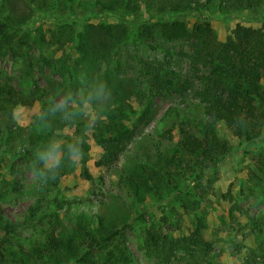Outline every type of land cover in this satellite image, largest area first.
Listing matches in <instances>:
<instances>
[{"label":"rangeland","instance_id":"obj_1","mask_svg":"<svg viewBox=\"0 0 264 264\" xmlns=\"http://www.w3.org/2000/svg\"><path fill=\"white\" fill-rule=\"evenodd\" d=\"M226 1L0 0V264H264V54L238 50L264 41V0ZM204 23L253 94L190 154L201 102L144 116L137 91L147 31L185 50Z\"/></svg>","mask_w":264,"mask_h":264},{"label":"trees","instance_id":"obj_2","mask_svg":"<svg viewBox=\"0 0 264 264\" xmlns=\"http://www.w3.org/2000/svg\"><path fill=\"white\" fill-rule=\"evenodd\" d=\"M220 1L225 2L226 0ZM226 2L232 1L227 0ZM8 28V23L0 22V35H5ZM162 28L170 29L169 22H163ZM186 33L188 34L186 49L177 50L173 48L175 46L164 47V45L174 39L173 36L166 37V33L160 34L155 29L147 31L149 36L146 37L147 46L149 51H153L152 53L154 54H148L145 57L146 62L141 74L146 77V91L145 89L137 91L141 108L137 109L136 112L144 116L148 115L150 113L149 102L156 97H169L174 104L177 101H184L188 109L196 108V100L200 101L202 115L199 119H196V127L202 136H197L181 128L182 138L178 145V148L183 153L196 154L208 148L217 139L215 138L214 123L218 114L227 111L223 101L224 97L227 95H251L253 91L250 88H243L242 83H231L229 81L230 70L235 66L233 63L234 57L218 40L212 28L204 23L202 26H192V29ZM157 39H161V42H157ZM165 40H167L166 43H163ZM152 42L157 44H150ZM240 45L241 48L238 49L240 52L247 48L257 58L264 54V41L262 40L260 43H252L245 36V40ZM142 60L144 59L139 61L141 62ZM88 75L90 76V73ZM70 81L80 84L76 79ZM81 88L73 89L71 87L69 89L71 96L77 97L79 92L84 94L91 93V85L90 87H85V89L84 87ZM144 92H147L146 95ZM175 107L177 108L178 106ZM140 170L148 182L154 184L151 181L150 173L147 174L143 167ZM93 234L96 236L100 235L97 229L93 231ZM101 238V242L107 241L110 235Z\"/></svg>","mask_w":264,"mask_h":264},{"label":"clouds","instance_id":"obj_3","mask_svg":"<svg viewBox=\"0 0 264 264\" xmlns=\"http://www.w3.org/2000/svg\"><path fill=\"white\" fill-rule=\"evenodd\" d=\"M81 151H82V149H81Z\"/></svg>","mask_w":264,"mask_h":264}]
</instances>
